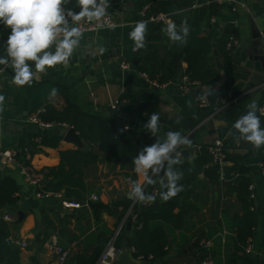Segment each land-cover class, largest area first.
Listing matches in <instances>:
<instances>
[{
    "label": "crops",
    "instance_id": "0c3cea01",
    "mask_svg": "<svg viewBox=\"0 0 264 264\" xmlns=\"http://www.w3.org/2000/svg\"><path fill=\"white\" fill-rule=\"evenodd\" d=\"M219 1L230 4L228 0ZM154 2L155 6H159L160 0H113L110 12L118 25L97 33L83 34L67 66L49 68L46 74H37L30 84L17 86L12 83L13 70L4 65L0 71V96L4 97L3 102H0V148H16L24 141L31 152L27 160L34 171L56 167L61 163L62 151L79 149L64 140L65 128H53L56 130L48 133L28 122L33 112L45 111L53 103L54 97H57V105L64 103L65 94L60 88L67 90V100L77 108L104 119L113 117L126 129L155 140L164 141L169 131L181 133L191 141V145H180L175 149L178 151L179 164H194L201 146H210L222 140L226 151L249 168V189L254 193L250 214L253 235L248 239L246 251L240 255L249 259L251 264H264V145L254 147L251 142L241 138L239 131L233 127L236 120L250 110L247 108L249 103L256 101L258 109L264 106V63L252 60L251 56L255 54L244 47L251 44L254 35H259L264 45V0H235L233 4L237 12L226 11L227 16L234 18L225 21L224 25L235 29L237 35L228 71L210 29L203 27L216 45L222 64V68H219L213 47L211 67L212 71L219 74V79L201 87L211 99L206 108L201 107L197 100L199 89L188 93L181 88L180 76L161 83L160 72H156V77L152 79L148 75L145 77L146 73L141 70L142 67L152 68L145 60V53L151 48L147 47V52L140 55L138 49L134 50L135 42L130 39L129 33L139 20L142 9H150ZM167 12L177 20V35L183 22L187 28L186 38L164 40L154 50L155 62L164 67L169 62H175L181 74L188 67L184 49L199 18L200 8L181 10L173 4ZM164 35H168L166 31ZM150 39L149 35L148 41ZM28 63L35 71L34 63ZM250 85L252 87L248 88ZM225 93L236 97L235 101L208 120L218 108V99L228 97ZM116 102L119 104L114 109ZM154 112L160 116V127L156 134L144 128ZM257 116L261 128H264V115L257 111ZM42 135L51 141L57 140L58 145H44ZM85 142L89 146L87 152L97 155L99 160L96 164L83 167L86 190L79 198L68 197L64 193H44L40 189V181L43 179L41 185H46L54 183V179L46 180L40 174L32 176L39 180L33 183L16 166L0 165V187L3 183L16 187L15 202L0 207V223L5 224L9 232L6 245L19 251V264H77L72 262L76 255L90 256L95 252L101 255L123 223L126 242L122 247L129 246L128 240L135 225L131 217L132 208L125 210L121 204L114 205L130 200L133 206L137 200L129 196L131 184L138 181L145 189L147 183L127 161L106 155L98 144ZM224 165L230 167L234 161H227ZM198 171L194 195L188 199L195 203L198 210L188 217L186 229H167L170 244L167 254L162 257L134 258L130 252L136 264H202L204 259L199 257L201 251L198 243L194 251L185 252L200 233L202 236L211 234L214 264H240L235 259L238 228L234 218H242L244 211L237 200V192L227 194L222 183L224 170L219 182L206 176L205 168ZM149 176L159 185L162 178L167 182L165 171L162 176H153V173ZM161 191L165 189L156 191L154 202L162 204L175 201L178 203L176 212L182 210L186 199L173 197L164 201L160 196ZM67 201L73 203V208L65 207ZM97 204L108 206L109 211L98 208ZM130 219L132 224L128 228ZM198 230L200 232L192 238ZM8 239L11 241L8 242ZM17 240L27 245L21 247ZM54 244L69 251L70 255L64 263L58 260L53 251ZM4 257L9 258L7 254Z\"/></svg>",
    "mask_w": 264,
    "mask_h": 264
},
{
    "label": "trees",
    "instance_id": "16d2710c",
    "mask_svg": "<svg viewBox=\"0 0 264 264\" xmlns=\"http://www.w3.org/2000/svg\"><path fill=\"white\" fill-rule=\"evenodd\" d=\"M113 0H107L111 3ZM158 2V0H156ZM156 2V3H157ZM195 0H160L159 6H152L147 11V16H150L156 12H167V9L175 4L181 10L190 9ZM65 9L79 12L77 0H69L64 5ZM226 11L236 13L234 5L228 3L214 2L210 5H206L200 8L199 18L191 31L188 40L185 45V60L188 64L187 69L180 74V71L175 62H169L165 67L155 62L154 50L158 49V46L164 41L168 40L169 35H164L165 27L161 24L146 23L147 31L145 34L144 47L138 48L139 54L147 52V47L151 49L146 54L145 60L151 67H142L141 70L148 75V77L154 79L155 73L160 72L161 76L159 81L161 83L167 82L172 78L178 76L181 77V82L184 76H187L190 82H199L201 87L207 85L210 82H215L219 79V74L212 71L211 63L213 61V41L208 34L207 29H210L213 40L215 41L220 55L224 57L226 61L225 68L228 71L231 67L232 58V46L229 47V43L236 40L235 29L224 25V22H229L234 16H227ZM216 18L215 22L212 21ZM176 20V19H175ZM177 23V20H176ZM207 29H203V27ZM10 32V29L5 28L0 24V57L6 56V39L2 38L4 35L6 38ZM151 39L148 41V36ZM4 65H0V69ZM163 71V72H162ZM200 87V89H201ZM195 88H192V91ZM198 90L197 94H200L203 90ZM65 94V101L62 105H57V97L53 98V103L42 113V119L48 122L67 124L70 127H74L80 136L87 142L92 144H98L100 149L108 156L119 157L129 163V166L134 169L133 157H135L144 146H151L158 140L145 135L140 132L126 129L115 118L104 119L96 114H92L77 108L73 103L67 100V90L60 88ZM225 93L224 95H227ZM232 95V94H230ZM228 96V95H227ZM43 137V135H42ZM163 143V141H160ZM42 143L44 145H50L56 147L58 141H51L47 137H43ZM20 161L24 162L29 168L31 175H43L44 179H54V183L41 185L43 179L40 181V189L44 193L60 194L64 193L68 197L77 196L81 197V193L86 190V182L83 178V167L91 164H96L99 157L92 152H84L80 149H70L61 152V163L56 167H47L41 171H34L31 167L27 156L31 154L28 145L22 141L17 147ZM171 157L179 161L178 151L175 150L170 154ZM224 161H234L232 166L221 167L214 161V157L209 150V146H201L199 155L194 164L185 162L183 164L175 163L172 165V171L174 173L182 174V178L177 181V185L183 186V190L180 191L174 198H184L185 206L182 210L176 212L178 203L175 201H167L165 203L158 202H139L137 201L133 207L129 200L116 203L114 206L120 204L129 210L132 208L131 217L134 220L133 232L128 240L129 247L134 248L132 252L134 258H156L162 257L167 254L169 247V234L167 229L170 227L173 230L186 229L188 217L194 214L198 210V207L192 201H189V197L194 195L196 182L198 180L199 169L205 168L206 176L215 182L220 181L221 172L224 170L223 185L227 190V194L237 192V200L241 203L244 211V216L241 218L236 216L234 218L235 225L237 226L236 247H235V259L240 264H251L250 260L240 254H243L248 247V239L253 235L252 226L253 222L250 220L252 198L250 188V179L247 177L249 168L243 164H240L239 160L232 154L228 153L225 149ZM168 162L165 161L164 165L167 167ZM264 171V162L262 164ZM163 171V170H162ZM152 173L151 170L149 174ZM160 189V185L155 183L153 185L147 184L144 189L146 194L153 195L155 197L156 191ZM167 189L165 188V191ZM16 187L13 184L3 183L0 187V207L9 205L15 202ZM98 208L107 210L108 206L97 204ZM200 230L196 231L192 238L196 237ZM9 236L5 224L0 223V254L8 255L9 258L5 259L0 257L1 264H19V251L12 249L6 245V239ZM126 239V233L122 232L119 237V244L123 246ZM202 239L210 240L211 234H206L198 241L199 250L206 253L201 246L200 241ZM211 256L212 250L210 251ZM100 257L98 252L93 255L80 254L76 255L72 262L77 264H96Z\"/></svg>",
    "mask_w": 264,
    "mask_h": 264
},
{
    "label": "clouds",
    "instance_id": "9594fccd",
    "mask_svg": "<svg viewBox=\"0 0 264 264\" xmlns=\"http://www.w3.org/2000/svg\"><path fill=\"white\" fill-rule=\"evenodd\" d=\"M69 0H0V24L10 29L6 40V56L0 57V65H5L13 70L12 83L17 86L30 84L37 74H46L49 68L57 65L67 66L75 49L79 46L82 32L79 27L72 26L80 21L99 22L106 14L107 0H77L79 12L65 9L64 5ZM147 24L144 21L136 23L129 33L130 39L135 42L134 50L144 47ZM169 38L179 40L176 26L169 24L165 29ZM55 51H52V49ZM101 51H103L101 49ZM28 62H33L35 71ZM55 90H53V93ZM4 97L0 96V102ZM250 109L242 115L233 127L237 129L241 138L249 141L256 148L264 145V128H261L260 118L257 116V102L252 101L247 105ZM147 115V113H145ZM264 115V111H261ZM160 116L152 113L144 125L152 134L159 131ZM180 145H191V141L181 133L169 131L166 139L161 143L157 141L151 146H144L133 157L134 170L144 177V181L153 185L156 180L149 176L165 171V179L160 183L161 199L167 201L175 197L183 186L177 185L182 174L174 173L172 165L179 161L170 156ZM167 161V167L164 162ZM129 196L139 202L149 203L155 200L153 195L146 194L140 182H133Z\"/></svg>",
    "mask_w": 264,
    "mask_h": 264
},
{
    "label": "built area",
    "instance_id": "2783aa9c",
    "mask_svg": "<svg viewBox=\"0 0 264 264\" xmlns=\"http://www.w3.org/2000/svg\"><path fill=\"white\" fill-rule=\"evenodd\" d=\"M228 1L230 2V4L234 5V10H236V6H235V4H233V1H235V0H228ZM214 2H220V1L219 0H195V3L193 4L192 7L201 8L203 6L210 5L211 3H214ZM107 4H108V7L106 9V14L104 17L101 18V20L99 22H97V21L88 22L87 20H83V21H80L78 24H74L72 26L79 27L81 32H82V35L86 34V33H97L99 31H102L105 29H110V28L116 27L118 25V23H117L116 19L114 18V16L112 15V13L110 12V3L107 2ZM147 11H148V8L142 9V11L139 13L140 18L135 23H137L139 21H144L146 23L161 24L165 27V29L167 28V26L169 24L176 25L175 18L168 12L159 11V12H156V13L150 15V16H147ZM215 20H216V18L214 17L212 19V21L215 22ZM135 23H134V25H135ZM233 43H234V41L232 43H229L228 46L231 47ZM124 67L127 68L128 66L124 65ZM0 71H1V69H0ZM144 76L147 77L146 74H144ZM196 87H201V84L199 82H193V83L190 82L188 80L187 76L183 77L182 82H181V88L185 92L189 93L192 91V88H196ZM235 99H236V97H234L233 95H229L226 98H219L218 99V108L210 116V118L208 120L213 118L216 114L220 113L229 104L234 102ZM197 100H198L200 106L204 107V108L208 107L211 103V99H210L208 93L204 90L200 94H198ZM118 104H119V102H116V104L113 105V108L114 109L117 108ZM260 110L264 111V106L260 107ZM261 111H260V113H261ZM43 112H44V110H39V111L33 112L29 116L28 122L30 124H33V125L39 127L41 130H49V129H53V128H65V129L70 128V126H68L65 123L62 124V123L44 121L42 119V116H41ZM209 150L214 157V161L216 163H218L221 167H223L225 164V161H224L225 147H224L223 141L222 140L215 141L212 145L209 146ZM18 155H19V152H18L17 148H0V165L1 166L14 165L20 170V172L29 181H31L33 183H38L39 180L33 179L31 172H30V168L24 162L19 160ZM155 175H157V174H153V176H155ZM251 191H252V189H251ZM251 197H254L253 192L251 193ZM94 198L96 199V197H94ZM64 205L68 209L73 208V203L70 201L65 202ZM124 227H125V223L121 224V226L118 227V229L115 231L114 235L111 237L110 241L106 245L104 251L100 255L96 264H113L119 258L120 254L123 252V247L120 246V244H119V237L122 234ZM10 241L11 240L8 239V242H10ZM16 242L21 247H25L27 245L24 241H21V240H17ZM200 246L205 251H207L206 252L207 256L204 258L202 264H214L212 257H211V253H210V251L212 250V247H213L212 240L202 239L200 241ZM52 249L55 252V254L57 255L58 260L61 263H64L70 255L69 251L60 245L54 244L52 246ZM134 251H135L134 248H130V252H134Z\"/></svg>",
    "mask_w": 264,
    "mask_h": 264
},
{
    "label": "water",
    "instance_id": "95a60500",
    "mask_svg": "<svg viewBox=\"0 0 264 264\" xmlns=\"http://www.w3.org/2000/svg\"><path fill=\"white\" fill-rule=\"evenodd\" d=\"M181 24H182V28H181L178 36L181 39H184V38H186L187 28L184 26L182 21H181ZM253 37L254 38H253V41L251 42V44L244 45V47H246L247 50L248 49L252 50L253 53L255 54V56H251L252 60H255V61L260 60V61H262V63H264V45H262L261 37L259 35H254ZM2 38L7 40V38L4 35H2ZM213 47H214V55L216 57L217 65L219 68H222V64L220 63L219 57H218V49L214 43H213ZM234 49H235V45L232 46V50H234ZM251 87H252V85H250L248 88H251ZM196 89H200V87H196ZM54 130H56V129H49V130H47V132L52 133V132H54ZM64 140L74 144L76 147H78L80 150H82L84 152H87L89 150V146L86 144L84 139L80 136V134L76 131V129L74 127H70L68 129H65ZM163 174H164V171H161L159 173V176H162ZM20 215H21V213H20ZM131 224H132V219H130L128 222V225H127L128 228L131 227ZM201 237H202V233L198 234L194 243L191 246L187 247L185 252L186 251H194L195 247L197 246V243L201 239ZM206 256H207L206 253H203V252L199 253V257L201 259H204ZM35 264H39V263L36 262ZM113 264H136L135 260L131 256L129 246H125L123 248V252L120 254L119 258Z\"/></svg>",
    "mask_w": 264,
    "mask_h": 264
}]
</instances>
